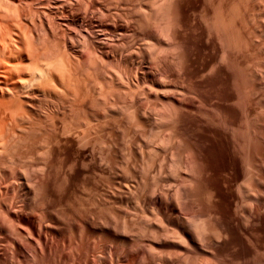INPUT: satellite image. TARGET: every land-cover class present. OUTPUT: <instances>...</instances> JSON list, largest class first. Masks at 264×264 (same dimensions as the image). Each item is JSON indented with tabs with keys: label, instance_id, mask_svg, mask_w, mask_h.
Segmentation results:
<instances>
[{
	"label": "bare ground",
	"instance_id": "1",
	"mask_svg": "<svg viewBox=\"0 0 264 264\" xmlns=\"http://www.w3.org/2000/svg\"><path fill=\"white\" fill-rule=\"evenodd\" d=\"M16 1L0 0V236L11 240L17 254L30 248L32 256L23 261L15 253V264H103L107 259L108 264H175L177 255L184 257L182 264H264V136L259 125H249L252 119L248 122L245 109L247 82L253 72L248 75L246 70L250 65H246V45L256 33L245 27L250 21L245 0ZM29 26L43 28L41 35L48 29L70 41L79 37L77 42L85 46L87 58L95 55V63V58L106 61L116 51L123 72L114 73V78L106 71L103 75L113 78L112 82L117 77L125 79L131 92L140 94L135 93L139 101L133 96L134 102L129 101L130 119L121 114L122 100L117 98L118 105L110 99L114 90L106 91L105 82L97 80V74L96 79L91 77L89 70L88 78H94L98 88L100 81L104 100L94 97V79L89 83L86 77L84 82L80 75L86 72L79 75V55L72 56V49L65 47L45 49L54 46L47 39L50 36L36 33L34 37ZM133 34L138 45L132 41H137ZM55 41L57 46L64 45ZM46 43L49 47L43 49ZM258 75L250 78L258 80ZM260 84L264 88V82ZM120 115L127 120L123 127L129 119L139 130L144 125L153 128L150 133L158 129V135L152 133L154 138L149 133L142 139L154 143L133 141L128 135L132 141H123L124 154L119 156V143L114 140ZM187 123L194 124L188 131ZM199 131L218 140L215 145L226 162L221 171L205 163L202 152L209 142L196 140ZM85 135H104L108 141L94 138L92 143ZM117 156H122L121 162ZM159 158H167V163L163 161L167 165ZM152 163L158 172L151 171ZM118 169L123 179H117ZM144 170L152 172L150 178L158 176L145 182ZM73 175L83 176V190L88 192L86 198L78 196L84 202L80 207H73L68 191ZM104 176L112 180L107 200L101 192ZM58 181L57 194L59 188L64 194L55 196L52 190ZM130 202L135 205L130 214H142L134 224L136 217L126 215ZM114 216L124 219L121 227L117 225L120 228L113 225L110 217ZM143 231L148 242L136 236ZM10 252L13 256L14 251Z\"/></svg>",
	"mask_w": 264,
	"mask_h": 264
},
{
	"label": "rangeland",
	"instance_id": "2",
	"mask_svg": "<svg viewBox=\"0 0 264 264\" xmlns=\"http://www.w3.org/2000/svg\"><path fill=\"white\" fill-rule=\"evenodd\" d=\"M125 1H128V0H125ZM246 1H247V2H246ZM254 1H255V0H245V3H247L246 6L249 7V10L247 9L248 13H247L246 19H247V21H248V18H250V19H249L250 21L252 20V22L248 21V25H246L247 22H245V27H246V26H247V27L249 26L248 28H249V29H252V31H253L252 33H255V32H256L255 35H251L252 33H251V34L249 33L250 30L247 28V29L249 30V31H248V30L245 28V32H246V33L248 32V34H250L251 37H252V38H251V37L248 35L249 38H251V39H249V38H248V39H249V41H250V40H251V41H250L249 44L246 45V47L248 46V48H246V49H247V51H246L247 53H245V57H247V58H246L245 60H247L246 62H248V63H246L247 66H248V64H250V65L248 66V68H246L247 73H249L248 75H251V72H252V71H253V72H252V75H253V73H255V74H259V75H258V80H257V79L255 80L256 82L253 81V78H252V79L250 78V77H252V75L249 76V81H250V82H249V81L247 82V89H248L249 91H247V89H246V93H247V92H248V93L245 94V95H246V97H245L246 104H247V103H249V104H248V107H247V105H245V106H246L245 109H247V110L249 111V113H248V115H247V117L249 116V118H248V122H250L251 119H252V122H250L249 125H250V126H251V125L254 126V124H256L257 126L259 125V126H260V127H259V130L262 131V129H263V132H262L261 135L264 136V125L261 124V122L264 123V117L262 118V116H264V112H263V111H264V106H263V105H264V98H263V100L261 99V97H264V92H263V91H264V88H263V85L260 84V83H263V82H264V78H263L264 76H262V78H261V74H260L261 71H262V75H264V71H263V70H264V69H263V68H264V57H263L264 55L262 54V52H264V48H263V47H264V46H263V45H264V44H263V43H264V42H263V41H264V36H263V35H264V21H263V20H264V15H263V14H264V12H263V7H264V6H262V5L264 4V2H263L262 0H258L259 3H258L257 0H256L257 2H256V1L254 2ZM15 2H17V1L15 0ZM83 2H88V0H87V1H83ZM261 2H262V3H261ZM250 4H251V5H250ZM254 4H255V5H254ZM257 4H258L259 6H256ZM261 4H262V5H261ZM81 6H82V5H81ZM253 7H255V8H253ZM252 8H253L254 10H255V9H256V10L253 11ZM258 8H260V9H258ZM250 9H251L253 12L257 13V14L255 15ZM257 9H258V10H257ZM259 10H260V11H259ZM261 10H262V11H261ZM250 11H251V12H250ZM257 11H259V13H258ZM251 13H252V14H251ZM134 14H135V13H134ZM248 14H249V15H248ZM138 15H139V14H137V15H135V16L138 17ZM252 15H253V16H252ZM257 15H258V16H257ZM135 16L132 15V17H133L134 19H135ZM250 16H251V17H250ZM256 17H257L258 19H257ZM262 17H263V19H262ZM124 18H125V17H124ZM129 18H130V17H129ZM42 19H43L44 21H46L47 24L49 23V22L47 21V20H49V19L45 20L46 18H44V17H42ZM255 19H257V20L254 21ZM259 19H260V20H259ZM124 20H126V18H125ZM250 23H251V24L253 23V24L251 25ZM254 23H255V24H254ZM256 23H258V24H256ZM253 25H254V26H253ZM255 26H257V27H255ZM262 26H263V27H262ZM29 27H31V26H29ZM258 27H259L260 29H258ZM39 28H40V27H37V29H35V28H32V27H31V32H32V34L34 35V37L37 36L36 33H38V35H40V36H43V38H47L48 36H50V37L47 38V39L50 38V41L52 42V43H51V42L49 41V46H50V43H51V44H54V46L51 45V46L49 47V46H48V43H46L47 45L45 44V46L43 47V49H44L45 47H49V48H45V49H50V50H51V49L53 48V49L55 50V48H56V50H58V49H60V50H64V49H66V50L69 51L70 49L73 50V48H74V50H73V51L70 50L69 53L71 54V52H72V54H71L72 56H75V55L77 56V55H79V56H80V59H81V61H82V62L80 63V66H81V64H82V67L84 66V68H85V66H86L85 69H88V70H85V69H83L82 67L79 68V69L82 70V72H81V70L78 71V72H79V75H80V73L82 74L83 72H86V71H89V70L92 71L91 74H93V75H91L90 72H89V73L86 72L87 74H86V73H83L85 77L83 76V74L80 75L82 78H84V79H82V80H84V82H86V81L88 82V79H89V78H88V75H89V74L91 75V77H92V76L95 77V79H96V74H97V76H98V77H97V78H98L97 80H101V83L103 82V85H104V82H105V85H107L106 87H105V85L103 86L105 89L107 88L106 91H107L108 89H109V92L112 91V90L115 91L116 88L118 87L117 90H116V91L118 92V94H117V92L112 91L113 93L111 92V93H110V96H111V97H113V96L115 97V96H116V97H115V98H111V97H110V99H111V100H114V102L116 101L117 104L122 100V102H120V106H119V107L121 108L122 105H123L122 110H123V112H124V111L127 109L125 112H126L128 115H127L126 113L124 114L123 112H122L121 114L124 115V116L126 115V117H127V116L129 117V116H130V115H129L130 113H128V112H131L132 106L130 105V108L127 107V106L129 105V103L132 104V103L134 102V101H132V100H133V98L136 97L135 93L138 94L139 96H140V94L137 93L138 91H136V90H135V92H131V91H133V88L130 89L131 87L129 88L128 85L124 84V83H126L125 79H124V81H125V82H124V81H122V80H119V77H117L118 79L115 78L116 81H115V79H114V82H115V83L112 82V81H113V78H114V76H115L114 73H117V74L120 73V74H121V72H123V70H124V68H123V65H124V64H122L123 62H122L121 60L119 61L118 56H117V53H116V55L114 54L116 51L113 53L114 56L110 57L111 61H110V59H109V60L106 59V61L108 62L107 64H105V63H106L105 58H104V61H103V58L100 57V56L98 55L99 58H95L96 63H97V64H96L95 61H92V60H94L95 55H94V57H93V55H92L91 58H90V57L87 58V57H88V54H87L86 50L83 49L85 46L80 45V44L77 42V41L80 39L79 37H76L77 39L79 38L78 40H76V38H75V39H73V40L70 41L68 38L66 39V37L64 38V36H62V35L58 36L57 34H55V33H57V32H54V33H53V32H50L48 29H46V31H49V32L44 31V32H45L44 34L47 36V37H45V35H41V33L43 34V31H42V30H44V29H43V28H40V29H39ZM38 29L40 30V32H39ZM41 29H42V30H41ZM246 30H247V31H246ZM256 30H257L258 32H257ZM261 30H262V31H261ZM35 31H38V32H35ZM41 31H42V32H41ZM136 31H138V30H135L134 34L137 33ZM68 32H69V30H68ZM71 32H72V31H71ZM71 32H69V33H71ZM138 32H139V36H140L141 33H140V31H138ZM260 32H261V33H260ZM47 33H50V35L47 34ZM52 33H53V34H52ZM58 33H59V32H58ZM257 33H258V34H257ZM259 33H260V34H259ZM32 34H31V36H32ZM35 34H36V35H35ZM54 34H55L56 36H58V37L56 38V36H54ZM72 34H73V33H72ZM134 34H133V35H134ZM137 34H138V33H137ZM137 34L134 35V36L132 35L133 38H135V39L137 38V39H136L137 41H135L134 39L132 40V37L130 38V40L134 41V44H136L135 42H137L136 45L139 44V40H138V36H137ZM52 35H53V36H52ZM246 35H247V34H246ZM40 36H38V37H40ZM135 36H137V37H135ZM258 36H259V39H258ZM261 36H262V37H261ZM59 37H60V38H59ZM62 37H63V38H62ZM74 37H75V36H74ZM253 37H255V38H253ZM260 37H261V38H260ZM40 38L43 39L42 37H40ZM52 38H53V39H52ZM256 38H257L258 40H256ZM47 39H45L46 41L44 40L43 45H44L45 42H47ZM54 39H57V40L55 41ZM60 39H62V40H60ZM248 39H247V42H249ZM252 39H254V41H252ZM64 40H66V41H65L66 43L64 42ZM75 40H76V41H75ZM255 40H256V41H255ZM53 41H55V42H58V41L61 42V41H62V42L64 43L65 46H64V45H63V46H61V45H58V46H57L58 43L55 44ZM132 41H130V42H132ZM260 41H261V45H260ZM72 42L75 44L73 48H72V45H73ZM75 42H76V43H75ZM251 42H252V43H251ZM254 42H255V43H254ZM256 42L259 43V44H257ZM38 43H39V42H38ZM63 43H62V44H63ZM69 43H70V44H69ZM132 43H133V42H132ZM41 44H42V42H41ZM41 44H39V45H41ZM67 44H69V45L66 46ZM78 44H79V45H78ZM252 44H254V45L252 46ZM33 45H37V44H33ZM39 45H38V46H39ZM55 45H56V46H55ZM76 45H77V48L75 49ZM38 46H37V47H38ZM41 46H42V45H41ZM41 46H40V47H41ZM60 46H61V47H60ZM255 46H256V48H258V47H260V46H261V47L258 48V49H256ZM35 47H36V46H35ZM40 47H38V48L40 49ZM63 47H65V48L63 49ZM66 47H67V48H66ZM251 47H252V48H251ZM250 48H251L252 50H251ZM77 49H78L79 51H78ZM80 49H81V50H80ZM82 49H83V50H82ZM248 49H249V50H248ZM76 50H77V51H76ZM255 50H256V51H255ZM257 50H259V52H258ZM74 51H75V52H74ZM80 51H81V52H80ZM248 51H251L253 54H252L251 52L249 53ZM260 51H261V53H260ZM84 52H86V53H84ZM78 53H79V54H78ZM73 54H75V55H73ZM247 54H249V55H247ZM85 55H87V56H85ZM246 55H247V56H246ZM253 55H254V57H253ZM96 56H97V54H96ZM115 56H116V57H115ZM250 56H251V58H250ZM256 56H257V57H256ZM82 57H83V58H82ZM113 57H114V59L112 60ZM259 57H260V58H259ZM262 57H263V58H262ZM84 58H86V59H84ZM115 58H116V59H115ZM256 58H258V60H257ZM83 59H84L85 61H84ZM88 59H89V61H91L90 64H89V61H87V62H88L87 64H89V65L85 64V63H86V60H88ZM90 59H91V60H90ZM99 59H100V61H98ZM259 59H261V60H259ZM114 60H115V61H114ZM116 60H118L119 63H118V61H116ZM249 60H250V61H249ZM254 60H255V62H258V61H259V62H258V63H255ZM83 61H84L85 63H84ZM102 61H103L104 63H103ZM109 61H110V62H109ZM251 61L254 62L255 66H256V64H257L256 69H253L254 64H253ZM99 62H101L100 64H103L102 67H100ZM94 63H95V66H94ZM83 64H84V65H83ZM252 64H253V65H252ZM96 65H97V66H96ZM105 65H106V66H105ZM251 65H252V66H251ZM258 65H259V67H260L262 70H259L260 68L258 67ZM260 65H261V66H260ZM80 66H79V67H80ZM88 66H89V67H88ZM90 66H92V67H90ZM104 66L107 67V68H105ZM121 66H122V67H121ZM262 66H263V67H262ZM93 67H94V69H96V70H95V74H94V72H93V71H94ZM98 68H99V69H98ZM108 68H109V69H108ZM101 69H102V70H101ZM110 69H111V70H110ZM114 69H116V70H114ZM249 69H250V70H249ZM257 69H258V70H257ZM84 70H85V71H84ZM107 70H109V71H107ZM112 70H113V72H112ZM120 70H121V72H120ZM248 70H249V71H248ZM96 71H97V73H96ZM103 71H106V72L111 73V74H109V76H111V77H112V75L114 74L112 80H111V78L109 79L108 75H103V74H104ZM114 71H115V72H114ZM118 71H119V72H118ZM259 71H260V72H259ZM258 72H259V73H258ZM77 74H78V73H77ZM105 74H106V73H105ZM86 75H87V76H86ZM99 75H100V76L102 75V76L100 77ZM78 77H79V76H78ZM86 77H87L88 79H87ZM89 77H90V76H89ZM91 77H90V78H91ZM99 77H100V78H99ZM103 77H104V78H103ZM79 78H80V77H79ZM101 78H102V79H101ZM106 78L109 80V82H107L108 80H106ZM85 79H87V80L85 81ZM93 79H94V78H92V80H93ZM95 79H94V81H93L94 83H92V84H94V85H95ZM103 79H104V80H103ZM122 79H123V78H122ZM261 79H263V80H261ZM79 80H80V82H81L82 85H85V84H86V83L83 84V81L81 80V78H80ZM89 80H90V79H89ZM92 80H90L89 83H91ZM102 80H103V81H102ZM260 80H261V82H260ZM110 81H111V82H110ZM118 81H119V82H118ZM121 81H122V82H121ZM252 81H253V82H252ZM96 82H97V81H96ZM98 82H99V84H98V83H96V84L99 85V88H98L97 85H95V87H94L95 92H96V93L94 92V97H95V95H96V97H97L96 99H98V101H100V102H103V101H102V99L104 100V98H103V96H104V95H103V92H100V91H99V89L102 88V87H100V86H102V85H100V84H101L100 81H98ZM258 82H259V83H258ZM108 83H109V84H108ZM110 83H112V84H111L112 87H111ZM120 83H121V84H120ZM122 84H123V85H122ZM255 84H256V86H255ZM259 84H260L261 86H260ZM88 85H90V84L87 83L86 87H87ZM108 85H109V86H108ZM113 85H114V86H113ZM116 85H117V86H116ZM119 85H120V87H119ZM248 85H249V86H248ZM96 86H97V87H96ZM115 86H116V87H115ZM124 86H125V87H124ZM83 87H84V86H83ZM88 87H89V86H88ZM90 87H91V86H90ZM113 87H115V89H113ZM248 87H249V88H248ZM91 88H93V85H92ZM96 88H97V90H96ZM104 88H103V91H105ZM119 88H120V90H119ZM121 88H122V89H121ZM125 88H126V89H125ZM251 88H253V89L257 88L258 90L256 89V90H254V91H255V92H254L253 89H251ZM260 88H261V89H260ZM111 89H112V90H111ZM250 89H251V90H250ZM262 89H263V90H262ZM121 90H122V91H121ZM127 90H128V93H129V91H130L132 94H131V93H130V95H129V94H126V93H127ZM123 91H124V93H125V92H126V93L123 94ZM258 91H259V92H258ZM261 91H262L263 93H262ZM257 92H258V93H257ZM98 93H100V94H98ZM101 93H102L103 96L101 95ZM114 93H115L116 95H115ZM120 93H122V96H124L123 99L120 98V97H122V96H120V95H121ZM261 93H262V94H261ZM113 94H114V95H113ZM249 94H250V95H249ZM118 95H119V96H118ZM125 95H126V96H125ZM128 95H129V96H128ZM138 95H137V97H136L135 99L139 101L141 97L139 98ZM248 95H249V96H248ZM252 95H254V96H253L254 98L252 97ZM261 95H262V96H261ZM101 96H102V97H101ZM132 96H133V98H132ZM247 96H248V97H247ZM255 96H256V97H255ZM257 96H258V97H257ZM99 97H100V98H99ZM130 97H131V98H130ZM101 98H102V99H101ZM117 98H118L119 100H120V99H121V100H120V101L118 100V101H119V102H118V101H117ZM125 98H128V101H127V99H125ZM137 98H138V99H137ZM249 98H250V99H249ZM130 99H131V100H130ZM246 99H247V100H246ZM248 99H249V101H248ZM254 99H255V100H254ZM136 100H135V101H136ZM251 100H252V102H250ZM123 101H125V102H123ZM126 101H127V102H126ZM129 101H131L132 103L129 102ZM258 101H260V102H258ZM136 102H137V101H136ZM254 102H255V103H254ZM256 102H257V103H256ZM261 102H262V104H261ZM122 103H123V104H122ZM124 103H125V104H124ZM253 104H254V105H253ZM118 105H119V104H118ZM142 105H143V104H142ZM147 105H148V104H147ZM147 105H146V103L144 102V105H143V106H144V107H147ZM251 105H252V106H251ZM125 106H126V107H125ZM260 106H262L263 108H261ZM250 107H251V108H250ZM257 107H258V108H257ZM259 108H260V109H259ZM124 109H125V110H124ZM129 109H130V111H129ZM250 109H251V110H250ZM256 109H257V110H256ZM247 110H246V112H248ZM257 111H258V112H257ZM259 111H260V113H259ZM251 113H252V114L254 113V114L252 115ZM255 113H257L259 116L256 115ZM261 113H262L263 115H261ZM131 114H132V113H131ZM250 114H251V115H250ZM122 115H120V116H122ZM255 115H256V116H255ZM124 116L119 117V118H120V121H121V122H120L121 125H120V124L118 125V127H119L118 129H119V130H122V131H119V132H118V129H117V136L115 137L116 139L114 140V141H116V142L119 143V144H118V147H120V148H118V149H120V150H118V153H119L118 155H119V156H120V154L124 151V149H122V148H123V145L125 144L123 141H126V143H127L128 140L131 138V136H132V138H131L132 140L136 138V139H135L136 141L138 140V141H140V142L143 141V142H147V143H149V141H150L151 143H154V142H153L154 140H153V141H151V140H149V141H148V140H146V141L142 140V139L145 138V135H146V134H147L146 137H147V136L149 137V133H150L151 130L153 129V128L151 129V126H150V125H149V126H147V125L145 126V125H144V126H142L141 129L139 130V128H140L139 125H137V126H139V127H136V124H133V123H132L133 125L131 124V121L129 120L130 117H131V116H130L129 119H128V122L130 123V125H132V127H133L134 129H132V127H131L130 125H129V127H128V124H129L128 122H127L128 124L126 123V125H125L126 128H124L125 126L123 127V125H124V123L127 121V120L125 119ZM254 116H255V118H253ZM258 117H259V118H258ZM250 118H251V119H250ZM249 119H250V120H249ZM253 119H254V120H253ZM258 119H259V120H258ZM124 120H125V121H124ZM256 120H258V121H256ZM253 121H254V122H253ZM122 122H124V123H122ZM133 122H134V121H133ZM257 123H258V124H257ZM122 124H123V125H122ZM260 124H261V125H260ZM189 125H190V126H189ZM193 125H194V124H192V123H187V125H185V126H186V130L188 131V130H189V127H190V128H193ZM262 126H263V128H261ZM122 127H123V128H122ZM127 127H128L129 130L127 129ZM130 127H131V128H130ZM145 127H146V128H145ZM142 128H143V129L145 128V129L143 130ZM148 128H150V129H148ZM260 128H261V129H260ZM137 129H138V130H137ZM146 129H147V130H150V131H146V132H145ZM123 130H124V131H123ZM125 130H128V132H127V131L125 132ZM131 130H132V131H131ZM133 130H134V131H133ZM136 130H137L139 133H138ZM142 130H143V131H142ZM157 130H158V129H157ZM157 130H156V131H157ZM130 131H131L132 133H131ZM135 131H136V132H135ZM153 131H154L155 133H154V132H152V133H154L155 135H158V134H156L157 132L155 131V128H154ZM158 131H159V130H158ZM187 131H186V132H187ZM261 131H260V133H261ZM121 132H123V133L125 132L124 135H125L126 137H125L123 134H121ZM143 132H144L145 134H144ZM147 132H148V133H147ZM90 133H93V132H90ZM133 133H134V134H133ZM136 133H138V134H136ZM140 133H141L142 136L140 135ZM152 133H150V136L152 135ZM158 133H159V132H158ZM87 134L89 135V133H87ZM135 134H136V135H135ZM159 134H160V133H159ZM161 134H162V133H161ZM189 134H190V133H189ZM88 135H85L84 137H85V138L88 137L87 139H88L90 142H92V143H94L97 139H98L97 141H99V142H105V141H108V139H106V138L104 137V135H103V138H101L102 136L99 137V138H98V137H95V136H93V137L90 138ZM90 135H94V134H90ZM100 135H102V134H100ZM128 135L130 136V138L128 137ZM133 135H135L134 138H133ZM139 135H140V137H138ZM195 135H196V140H199V141H207V142H209L207 148H205V149L203 150V152H202L203 155H204L203 158H204L205 163H207V164L209 165V167H210L213 171H215V172H219V171H221L223 168H225L226 166H224V165H226V162L222 159L223 152H222L221 149L218 148V146L215 145L216 141H218V140H217V139L214 140L213 137L208 136V135L205 134L203 131H202V132L199 131V132L196 133ZM86 136H87V137H86ZM119 136H123V137H119ZM143 136H144V137H143ZM152 136H153L152 138H154V135H152ZM127 137H128V139H127ZM148 137H147V138H148ZM156 137H157V136H156ZM156 137H155V138H156ZM192 137H194V136H192ZM89 138H90V139H89ZM94 138H97V139H94ZM100 138L102 139L101 141H100ZM138 138H139V139H138ZM147 138H146V139H147ZM87 139H85V140H86L85 143L88 141ZM105 139H106V140H105ZM124 139H125V140H124ZM131 139H130V140H131ZM149 139H150V138H149ZM156 139H157V138H156ZM206 139H207V140H206ZM262 139H263V141H264V137H263ZM93 140H95V141H93ZM104 140H105V141H104ZM118 140H119V141H118ZM132 140H131V141H132ZM135 140H133V141H135ZM89 141H88V142H89ZM121 141H122V142H121ZM212 141H213V142H212ZM88 142H87V143H88ZM90 142H89V143H90ZM129 142H130V141H129ZM143 142H142V143H143ZM210 142H211L212 144H211ZM92 143H91V144H92ZM149 145H150V143H149ZM152 145H153V144H152ZM121 147H122V148H121ZM124 148H126V145H125ZM119 151H120V152H119ZM122 154H124V153H122ZM122 154H121V155H122ZM207 154H208V155H207ZM219 154H220V155H219ZM121 157H122V156H121ZM121 157H118V156H117V158H118L117 160H118V161L122 160ZM205 157H206V158H205ZM209 157H210V159H209ZM119 158H120V159H119ZM161 159H162V158H161ZM205 159H206V160H205ZM218 159H219V160H218ZM159 161H162V163H164L163 161H165V163H167L169 160L167 161V158H166L165 160H160V158H159ZM120 162H121V161H120ZM156 162H158V161H156ZM223 162H224V163H223ZM118 163H119V162H118ZM160 163H161V162H160ZM165 163H164V165L166 166L167 164H165ZM140 164H141V163H140ZM152 164L154 165V169H151V168H149V169H151V171H152L153 173L156 171V169H157V172H158V169H159V168H157V167H158L157 164H156V163H155V164L152 163ZM155 166H156V167H155ZM162 166H163V165H162ZM165 166H163V167H164V169H163L164 171H165V168H166ZM152 167H153V166H152ZM163 167H162V168H163ZM212 167H213L214 169H213ZM119 169L121 170V168H119ZM119 169L116 170V172H118L117 174L121 175V178H120L119 175H118L117 179H123L124 175L122 174V172L119 173V172H120ZM84 171H85V170H83L82 172H84ZM151 171L149 170L150 173H147V171H145V170L142 171V172H144V173H142L141 175H146L145 172L147 173L146 176L142 177V179H143L145 182H149V183H150V182H152V180L154 181V179L158 176V175H157L158 173H155L157 176L154 177V178H150V177H152V176H151V175H152V172H151ZM140 172H141V171H140ZM84 173H86V171H85ZM123 173H124V172H123ZM162 173L165 174L166 172H163V171H162ZM162 173H161V174H162ZM148 174H149V175H148ZM150 174H151V175H150ZM147 176H148V177H147ZM102 177H103V176H102ZM102 177H101V179H100L101 182H102V186H103V187L101 188V189H102L101 192H104V195H106V196L102 195V197H104V198L106 197L105 199L107 200V199H108V198H107V194H109L108 189L111 188L110 186H111V182H112V180L110 179V180L107 181V179H109V178H106V179H105L106 176H104V178H102ZM79 178H80V179H79ZM81 178H82V179H81ZM81 180H82V183H81ZM146 180H147V181H146ZM76 181H77L78 183H77ZM110 181H111V182H110ZM59 182H60V181H58V184H56L57 186L55 185V187H54L53 190H52L53 193L55 194V196H59V195H61V194H64V193H63V190H64V189H60L61 187H60ZM83 182H84L83 176H76V175H73L72 178H71V180H70L69 183H68V191H69V194H70V195L72 194V196H71V198H72L71 201H72V203L75 202L74 204H72L73 207H76V206L80 207L79 205H81V204L83 205L84 202L81 201L79 197H82V195H83V198H84V196H85V198L87 197L88 192H85L86 190H85V191L83 190V189H85V186H84V183H83ZM107 183H108V184H107ZM107 185H108V186H107ZM58 186L60 187L59 190H61V192L59 191L58 194H57V191H56V190H58ZM104 186H105L106 188H105ZM73 187H74V188H73ZM76 187H77V188H76ZM82 187H84V188H82ZM69 189H70V190H69ZM75 189H76V190H75ZM77 189H78V191H77ZM103 189H104V190H103ZM54 190H55V191H54ZM82 190L85 192L84 194H83V191H82ZM110 190H111V189H110ZM110 190H109V191H110ZM71 191H72V193H70ZM60 193H61V194H60ZM76 193H77V195H76ZM79 194H81V195H79ZM73 195H74L75 199H73V198H74ZM78 196H79V197H78ZM76 197H77V198H76ZM77 199H79V200L76 201ZM77 202H79V204H78ZM80 202H81V203H80ZM77 204H78V205H77ZM132 205H134V204H133V203L131 204V202L128 204L129 207L127 208V212L129 211V213L126 214L125 211H124V209H122L123 212H124V213H123V212H122V213H123V215L126 214L127 216H128V215L131 216V217L128 216V218H132L133 216H134V218L136 217V218H135L136 220H134L133 223H132V224H134V223H137L136 221L139 220V219H138V215L140 214V212H139L138 215H137V212H136V215H135V214L131 215L132 212H133V208H134V206H135V205H134V206H132ZM130 206H131V207H130ZM132 207H133V208H132ZM135 208H136V207H135ZM122 210H120V211H122ZM130 211H131V214H130ZM105 212L107 213V211H105ZM109 214H110V213H109ZM109 214H108V215H109ZM121 215H122V214H121ZM140 215H142V214H140ZM140 215H139V218L141 219L142 216L140 217ZM110 216H111V215H110ZM112 216H113V215H112ZM119 216H120V215H119ZM119 216L110 217V218L113 219L112 222L114 223V224H113L114 226H117V225H118V226L121 227V225L123 224V223H121V222H124V219L120 218L121 216H120V217H119ZM121 219H122V220H121ZM137 219H138V220H137ZM116 220H117V223H118V224L116 223ZM114 221H115V222H114ZM131 222H132V221H131ZM120 223H121V225H120ZM138 225H139V222H138ZM138 225H137V226L134 225V226H135V230L138 229V228H137ZM118 226H117V227H118ZM120 227H118V228H120ZM139 233H140V231H139ZM142 233L144 234V231L141 232V235L138 234V235H136V236H137V237H138V236H141L142 238H141V237H140V238L138 237V238H139V239H142L143 242H144V240L148 242L149 237H148V238L146 237V239H145V237H144V239H143V234H142ZM144 235H147V232H146V231H145V234H144ZM2 236H3V238H2ZM2 236H0V241H2V240L6 237L5 235H2ZM147 236H148V235H147ZM137 237H136V238H137ZM1 238H2V240H1ZM139 239H138V240H139ZM7 240H8V238L5 239V240H3L2 242H0V246H1V247H0V251L2 252V250H4V252H5V254L0 252V255L3 256V258H1V256H0V258L3 259V261L5 262V263H4V262L1 260V264H2V263H3V264H15V262H16L15 259H17V258H15V253H16V256H17V257H18V254H19L20 256L23 257V258H22V257L19 256L18 260H19V259H21V260H23V261L26 260V258H24V257H28L27 260H28L29 258H31V256H32V255H31L32 252L30 251L31 249L28 248V245L24 244V246L26 245V247L28 248V251H27L26 249H24V250H22L21 252H19V253L17 254L18 251L14 250V249H15V248H14V245H13V247L10 246V244L12 243L11 240L9 239V241L11 242L10 244H9V241H7ZM112 240H113V239L109 240V243H110ZM5 242L9 245V246L6 245V248H5V245H4V244H6ZM112 242H115V241L113 240ZM112 242L110 243L111 245H113ZM22 243H23V242H22ZM109 243H108V244H109ZM119 244H120V246H121V247H120V246H119V247L122 249V248H123V247H122L123 244L118 243V245H119ZM11 245H12V244H11ZM109 246H110V245H109ZM113 246H114V245H113ZM29 249H30V250H29ZM9 250H10V251H12V250L14 251L13 256H11V255H12V252H10ZM149 250H150V249H149ZM149 250H148V251H149ZM157 250H158V249L154 250L153 252L156 251L155 254H157V252H160V250H158V251H157ZM7 251H8V252H7ZM15 251H16V252H15ZM25 251H26V252H25ZM24 252H25V254H24ZM28 252H29V253L31 252V254L29 255ZM9 253H11V254H9ZM20 253H21L22 255H21ZM26 253H27L28 256L26 255ZM2 254H3V255H2ZM24 255H25V256H24ZM10 256H11V257H10ZM180 256H181V257H180ZM13 257H14L15 259H14ZM5 258H9V260H10V258H11V260L13 259V260H15V261H13V260L11 261V260H10V262H8L9 260H8V259H5ZM175 259H176V260L178 259V260H177V264H178V263H179V264H182V263L184 262V261H183V260H184V257H183L182 255H177V258H174V259H173V260H174L173 262H175V264H176V260H175ZM5 260H7V262H6ZM18 260H17L16 263H18ZM21 260H20V261H21ZM107 260H108V259H107ZM107 260H106L105 262H102V263H103V264H104V263H105V264L110 263V262L107 261ZM23 261H22V262H23ZM181 261H182V262H181ZM146 262H149V261H146ZM23 263H24V262H23ZM53 263H54V262H51V264H53ZM54 264H56V263H54Z\"/></svg>",
	"mask_w": 264,
	"mask_h": 264
}]
</instances>
